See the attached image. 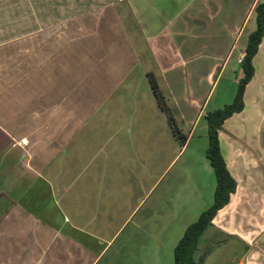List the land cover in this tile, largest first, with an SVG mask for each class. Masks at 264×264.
Returning <instances> with one entry per match:
<instances>
[{"label": "crops", "instance_id": "crops-1", "mask_svg": "<svg viewBox=\"0 0 264 264\" xmlns=\"http://www.w3.org/2000/svg\"><path fill=\"white\" fill-rule=\"evenodd\" d=\"M259 3L0 0V264H174L214 202L205 115L236 95ZM254 66L205 264H264V38Z\"/></svg>", "mask_w": 264, "mask_h": 264}, {"label": "trees", "instance_id": "trees-1", "mask_svg": "<svg viewBox=\"0 0 264 264\" xmlns=\"http://www.w3.org/2000/svg\"><path fill=\"white\" fill-rule=\"evenodd\" d=\"M256 30L252 32L247 40L245 56L241 63L243 76L238 82L237 92L232 103L223 108L208 112L205 115L208 124L209 146L206 152L217 179L214 202L212 206L204 210L198 220L192 223L185 231L174 249V264H205L207 257L213 248H207L201 255L197 256L199 243L218 212L229 202L237 188V182L231 175L220 145V133L223 130L226 120L235 114L241 113L245 108V92L248 84L255 75L254 58L258 53L259 46L264 38V3H259L255 8ZM149 82L154 90L162 110L167 114L175 134L180 141L186 140V135L177 129L174 115L168 104L166 96L160 90L156 76L148 73Z\"/></svg>", "mask_w": 264, "mask_h": 264}, {"label": "rangeland", "instance_id": "rangeland-1", "mask_svg": "<svg viewBox=\"0 0 264 264\" xmlns=\"http://www.w3.org/2000/svg\"><path fill=\"white\" fill-rule=\"evenodd\" d=\"M251 27V24H250ZM249 27V29H250ZM204 248V243L203 240H200L199 243V250H203ZM230 255V253H227L226 249H222V250H218L215 254H213L210 258L209 261L207 262V264H223L224 261H226L228 258V256ZM227 262V261H226ZM225 262V264H226ZM231 264L230 262H227V264Z\"/></svg>", "mask_w": 264, "mask_h": 264}, {"label": "built area", "instance_id": "built-area-1", "mask_svg": "<svg viewBox=\"0 0 264 264\" xmlns=\"http://www.w3.org/2000/svg\"><path fill=\"white\" fill-rule=\"evenodd\" d=\"M244 56H245V54H244L243 57H242V61H243Z\"/></svg>", "mask_w": 264, "mask_h": 264}]
</instances>
